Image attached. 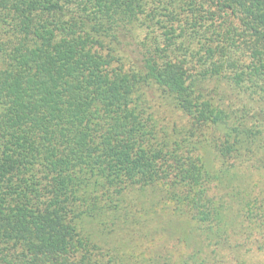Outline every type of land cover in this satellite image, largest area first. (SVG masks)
Returning <instances> with one entry per match:
<instances>
[{"label": "trees", "instance_id": "obj_1", "mask_svg": "<svg viewBox=\"0 0 264 264\" xmlns=\"http://www.w3.org/2000/svg\"><path fill=\"white\" fill-rule=\"evenodd\" d=\"M263 250L264 0H0V264Z\"/></svg>", "mask_w": 264, "mask_h": 264}, {"label": "rangeland", "instance_id": "obj_2", "mask_svg": "<svg viewBox=\"0 0 264 264\" xmlns=\"http://www.w3.org/2000/svg\"><path fill=\"white\" fill-rule=\"evenodd\" d=\"M252 178L256 180V177L254 175L252 176ZM233 182L242 190L245 189V190H251L253 192L255 191V186L253 184L250 174H248V176H245L244 178L233 180ZM245 186L248 189L245 188ZM245 260L247 261V264H264V250L261 252L251 251L250 253L245 255Z\"/></svg>", "mask_w": 264, "mask_h": 264}]
</instances>
